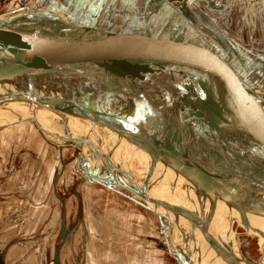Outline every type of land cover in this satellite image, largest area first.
<instances>
[{"label": "water", "instance_id": "obj_1", "mask_svg": "<svg viewBox=\"0 0 264 264\" xmlns=\"http://www.w3.org/2000/svg\"><path fill=\"white\" fill-rule=\"evenodd\" d=\"M200 1L212 8H221L225 3L219 0ZM188 2L189 0H150L144 18L148 19L158 13L164 4L171 3L199 30L214 38L211 30L191 16ZM46 14H23L0 19V90L5 91L0 93V107L21 106L31 102L35 104L34 107L37 105L64 114L62 122L56 120L50 130L46 129L56 144H60L62 138L57 128H65L70 116L89 122L91 133H94L93 126H98L97 131L102 132V141L97 140V144H92L89 159L94 163L98 158L105 160L107 168L104 169L109 175L97 163L92 167L90 161L83 158V168L87 170V173L84 172L85 176L90 182H100L127 192L130 198L149 210L155 211L152 208L154 205L171 210V213L181 214L176 200L180 199V204L186 203L193 213L191 215L186 212V215L197 220L201 219L199 217L208 218V215H212L209 213L211 208L217 205L213 210L218 218L217 222L210 224L207 221H197L196 230L193 226L190 229L186 227L190 232H195V246L182 240L183 253L178 245H174L177 254L174 257H180L183 264H191V259L194 261L193 251L201 249L207 251L201 254L200 264H215L214 253L228 260L225 250L229 253L234 250L233 244L228 243L232 237L237 243V253L239 242L234 224L245 230L250 240L260 242L258 257H250L253 260L247 257L244 259L241 254L244 260L242 264H264V200L255 198L256 195L264 198V114H261L264 113V105H257L261 97L252 89L250 92L246 91L256 99L253 104L246 100L244 94L238 98L237 88H230L227 84L228 89L223 87L220 90H223V98L217 100L232 102L235 106L232 110L235 112L252 103V111L259 112L257 116H253V123L258 121L256 126L242 124L241 127L221 135L209 137L196 133L197 127L194 126L190 128L184 124L188 131H183L180 104L175 97L176 86L171 84L166 72L168 66L160 58L150 59L140 54L135 56L129 50L118 49L94 39L93 30L70 27L60 15ZM172 36L175 37L173 34ZM64 67L98 69L103 74L100 79L103 77L110 81L120 91V95H128L129 103L125 104L124 110L117 104L119 109H113L115 104L111 107L102 97H98L95 90L100 87L93 74L90 78L86 76L89 82L83 81L76 85H63L70 83L68 79L57 81L51 78V73L61 72L59 70ZM61 76L64 77V74ZM60 86L89 91L71 97V101L70 96L63 98L64 96L57 95L63 89ZM10 87L19 88L10 92ZM50 87L58 90H48ZM229 89L234 94H230ZM206 90L200 94L208 95L211 90ZM15 99H19L20 103H12ZM192 99L194 98H190V104H194ZM74 103L75 111L80 114L69 110L68 105L72 107ZM225 103L219 105L221 111L215 109L216 114L214 110L211 114L201 113V103L198 104L197 113L192 112L194 119H199L205 126L211 125L212 121L222 123L228 118L230 122H244L242 118L246 117L240 118V114L235 119L226 112V117L222 118ZM138 113L143 116L135 117L134 114ZM146 117L149 121L150 118L154 119L153 122L150 121L152 124H157L158 119L160 124L157 125L161 127L154 128ZM33 120L36 121L35 118ZM81 121L76 122L74 130H70L76 138H81L79 131L85 125ZM39 127L45 130L42 126ZM213 127L217 128L216 125ZM76 144L80 145L81 142L78 140ZM219 204L223 206L220 207ZM193 208L195 209L192 211ZM64 215L61 241L55 247L53 264H63L60 260L62 248L76 230H67ZM178 218L173 216L170 224ZM226 221L230 222L226 228L230 235L224 229ZM212 236H215L214 240ZM4 257L5 252L0 251V264H5ZM228 264L238 263L231 258Z\"/></svg>", "mask_w": 264, "mask_h": 264}, {"label": "rangeland", "instance_id": "obj_2", "mask_svg": "<svg viewBox=\"0 0 264 264\" xmlns=\"http://www.w3.org/2000/svg\"><path fill=\"white\" fill-rule=\"evenodd\" d=\"M113 0H103L99 6H97L98 0H0V19L7 17V16H18V15H35L38 14H46L52 13V14H60L63 15L66 14L68 17L73 19L75 22L78 23L77 26L79 27H89V23L92 22L90 28L92 27H99L101 19H104L105 15H110L109 10L107 8L108 5L111 4ZM207 2L208 0H202ZM219 1H225L223 3L221 8H212L209 5H203L201 4L200 0H189L188 7L191 11V16L196 19V15L198 16L199 20L204 21V26L211 30L212 35L219 39V35L224 32L228 35V37L232 40L233 43H235V46L239 48V52L236 53L237 57L236 59L229 62H222L219 60H216L220 55L221 51L225 50L227 47L224 46L222 48H219L218 42L212 37L208 36L205 33H203L201 30L197 28L196 25H193L190 20L185 16V14L181 11L182 15L178 13L180 11L177 9L174 4L166 3L167 5L170 4V7H172V11L174 10L177 12V14L174 15L175 18L180 19V22L178 23L181 27L184 29V24L186 22L191 25H187L190 27L191 30H195L196 33H198V36L202 38L203 43L201 41L200 45L201 47L198 48L196 51L202 55L200 60L198 58H194L191 60L193 64H184L181 60L178 61V65L174 66H168L165 74L169 77L171 84H175L176 86V93L175 97L177 99V103L180 104V110L181 113V128H183V131L186 130V126H189L190 128L192 126L197 127L195 129L196 133H200L203 136H214V135H221L223 133H226L228 130L235 129L237 127H241L242 124L246 126L255 127L258 121H254L253 123V116H257L259 114L258 111H252V103L255 104L256 99L254 100V97L251 96L250 93H245L254 91L255 94L261 97V100L257 104L264 105V52L260 51L261 44L259 43L258 39L255 34V27L258 26V22L255 20V13L253 10L258 9L259 1L261 0H219ZM130 5H132V2L128 0ZM164 4V5H166ZM147 7V6H146ZM254 8V9H253ZM146 9V8H145ZM224 9L227 14L224 18L220 19L217 17L212 18V20H209L211 15L215 13L212 10H218L222 11ZM178 10V11H177ZM93 11V14H92ZM108 11V12H107ZM212 11V12H211ZM108 13V14H107ZM145 13V10H144ZM211 13V14H210ZM159 13L153 14L154 16H157ZM47 15V14H46ZM150 16L148 19V22L153 17ZM210 15V16H209ZM224 19V20H223ZM197 20V19H196ZM179 21V20H178ZM186 21V22H185ZM198 21V20H197ZM223 21V22H222ZM183 22V23H182ZM199 22V21H198ZM203 25V23H201ZM177 25V26H179ZM206 25H212L211 27H207ZM128 26L136 29L139 33L141 30H143V22L142 20L137 21L135 23H128ZM259 28V27H258ZM176 29V28H175ZM239 30L241 31L240 37L239 31H236V35L234 34L233 30ZM263 32L262 27L260 28ZM148 32H150L148 30ZM243 32H247V38L248 43L244 40ZM260 33L259 37H263L264 33ZM151 33V32H150ZM219 33V34H218ZM224 36V35H223ZM232 36V37H231ZM94 39L99 40L100 37H97L94 35ZM96 37V38H95ZM109 37V36H108ZM145 37V36H143ZM164 37V34L159 39L157 38L156 41L158 43V47L161 51H159L162 54H170V55H177L178 49L180 47L179 40L177 42H173L172 45H169V49L162 51V49L165 47L164 43L162 42V39ZM131 37H120V38H111V40H99L104 43H109L113 46H115L118 49H125L129 50L133 53V55H139V53H142L144 56H147L148 58H157V52H155V49H151L150 47L139 49L135 48L131 42ZM141 38V37H140ZM162 38V39H161ZM241 38V39H240ZM254 39V40H253ZM213 44L214 48H210L208 51H205L206 48L210 47V41ZM219 42L221 39H219ZM253 40V43L251 44V41ZM146 41V39H145ZM175 41V40H173ZM244 41L247 43L245 44ZM148 42V41H147ZM225 42V41H224ZM228 43V47H231V50L235 47L232 45V43L227 39L226 41ZM262 42V41H261ZM222 43H220V46ZM151 49V50H150ZM212 49V51H211ZM184 50V49H183ZM182 50V51H183ZM139 52V53H138ZM196 52V53H197ZM206 52V53H204ZM244 53V54H243ZM204 54V55H203ZM263 54V55H262ZM141 55V54H140ZM195 59H197L200 63L195 62ZM218 61V62H217ZM242 61V62H241ZM173 79V81H172ZM235 87L237 88V97L240 98L244 94L246 96L247 101H251V105L244 109H239L238 112H235L232 110L233 103L228 101V103H225L223 100H217L218 98H223L221 95L223 93V87ZM230 84V85H229ZM230 87V88H231ZM207 89V90H206ZM211 90L208 92V90ZM249 89V90H248ZM194 90V91H193ZM208 92V95L200 94V92ZM230 90V94H234V92ZM197 95H200L199 97ZM194 98V104H190V98ZM206 100V101H205ZM19 99H15L12 101V103L17 104ZM199 108H202L200 111L201 113H207L216 114L215 109L217 111H221V108L219 105H222L225 103L224 109L225 111L221 113L222 118L224 116L226 117V112H228L231 117L238 119L237 115L240 114V118H242L244 122H239L238 120L230 122V118L226 119L224 122H216L212 121L211 125H204L199 121V119H194L192 112L197 113L198 104H200ZM30 104V105H29ZM26 105H12L7 107H0V131H4L3 129L11 126L8 125L10 121L16 120V117L12 115L15 113V110H18L20 118H23L27 121H29V124L26 125L25 128L21 129H15L14 128H8L7 131L8 134L11 132L12 134L16 136H23L31 134V129L34 130V133H36L35 139H37V142L34 143L35 147L34 150L39 153L40 155L42 153H47L50 155L49 158V170L47 173V181L44 187L49 191L50 194V202L53 203V205L56 206L55 213H56V235L55 238L53 237L52 242L54 240L55 243H45L42 246V251H40L39 255L44 256L45 252L48 253V263L47 264H53V258L55 255V247L60 243L61 236H62V223L63 219L62 217V211L64 210V205L61 200L57 197V194H59L61 197L64 190L61 186L54 187V194L55 197H52L53 193L50 191V185L53 182V179L50 175L53 176L56 181H58L59 178L64 176L65 178H68L66 181H68L70 184L73 183V186H71L70 189V197L68 199V196L64 199H67L65 201L66 205V214L64 215L65 219V225L67 230H73L76 228L74 234H72L66 245L62 248L60 260L61 263L67 264H83L82 261L84 260V255L87 253L88 258L87 261L90 262L94 259H102L107 261H112L113 263L116 262L114 260H119L121 258L120 254H118L119 248L118 246L127 247L125 250L128 252L127 257H125V263L123 264H137L136 261L132 260V246H130V231L131 229H128L127 225L131 222L129 218L130 215H133V213L137 214V221L141 223H144V226H146V223L141 220L142 216L147 217V219L151 218L152 226L154 225V230L151 232V234L154 235L152 238L154 240V249L156 248V251H158V245H161L164 247V249L172 256L174 259L177 256L176 250L174 249V245H178L181 251L183 253V245H182V239L180 238L181 233L186 234L184 231V228H180L179 234H176V238L174 235L173 230H171V225L169 222V216L167 215V212L164 208L159 207L161 210H158L157 208L153 207V210H149L144 205L139 204V202L134 201L132 198H130L128 193L115 188L113 186L108 187V185H104L100 182H90V180L87 179L84 172L87 173V170L83 168V158L88 159L90 162L89 164L92 167L96 166V163L98 166H100L101 169L104 170L106 174H108L107 170L104 168H107V162L103 160L102 158L96 159V163H94L89 158L91 157V151L93 148L92 144H97L98 141H102V132L97 131L99 130L98 126L94 128V133L90 132V124L89 122L82 121L85 128H81L79 131L81 134L79 137H62L63 144L61 147H59L58 144L54 143L50 138V132H48L46 129L50 130L53 126V123H56V120L59 122H62L63 118L60 119L58 117L57 119L49 120L48 118H42V116L35 117V111L33 110V105L31 102ZM40 106H38L39 108ZM42 108V107H40ZM39 108V109H40ZM197 108V109H196ZM44 108H42L43 110ZM206 109V110H205ZM46 110V109H45ZM203 110V111H202ZM49 111V110H46ZM186 113H185V112ZM199 111V112H200ZM261 111V110H260ZM50 114V115H49ZM48 115L54 116L55 112L52 111V113H49ZM261 114H264L261 112ZM47 116V115H44ZM40 117V118H39ZM55 117V116H54ZM33 118L36 119V121L33 120ZM239 118V120H240ZM252 119V121H248ZM264 120V119H263ZM16 122V121H15ZM193 123V124H192ZM37 124H39L37 126ZM185 124V125H184ZM192 124V125H191ZM240 124V125H238ZM13 125V124H12ZM213 125H216L217 128L213 127ZM6 126V127H5ZM39 126H42L44 131L40 129ZM89 126V127H88ZM2 129V130H1ZM87 130V131H84ZM20 132V133H19ZM90 132V133H89ZM7 133V132H6ZM25 133V134H23ZM23 134V135H21ZM82 135V136H81ZM39 139V141H38ZM43 139V141H42ZM80 141L81 144L77 145V141ZM98 140V141H97ZM85 145L89 146L87 149H84L86 147ZM60 149H65V152H60ZM87 150L86 154L85 151ZM61 158V159H60ZM51 165V167H50ZM64 170V171H63ZM109 175V174H108ZM111 175V174H110ZM47 185V186H46ZM76 185V186H75ZM103 188V189H102ZM74 189V190H73ZM112 189L115 190L117 195L114 193H110L107 191ZM84 191L85 198L83 197L84 202H82V199L80 198V195L77 193V191ZM110 193V194H109ZM104 195V196H103ZM92 197V198H91ZM107 197V201L104 200ZM91 200H90V199ZM97 198H100L101 200L97 201ZM180 198H182L180 196ZM96 200V201H95ZM104 204V205H103ZM165 213L160 214L159 212ZM93 213L96 214L98 219L96 218V222L99 220L100 225L99 230L96 229L95 226H98L94 224L93 220ZM108 215V219H103L104 215ZM162 215V216H161ZM164 216V217H163ZM95 217V216H94ZM133 219V218H132ZM154 220V222H153ZM157 221V222H156ZM134 222V219L132 220ZM158 223V225H156ZM60 224V225H59ZM59 225V226H58ZM168 225V226H167ZM236 225V224H234ZM143 226V225H142ZM148 226V224H147ZM186 229V228H185ZM136 230V229H133ZM237 232V229H235ZM241 232H245L242 228L240 229ZM135 232V231H134ZM188 232V231H187ZM105 235V236H104ZM238 235L241 237V234L238 233ZM188 240L191 242L189 245L195 246V239H190L189 234L187 233ZM177 238H179V242L177 241ZM242 241L245 243L244 246H241L240 249L242 251V255L245 259L247 257L248 259H251L250 257H258V249L260 242H256V239H251L250 237L247 238L246 235L242 236ZM241 240H238V242L242 243ZM240 243V244H241ZM103 245L104 249L101 250L99 255H97V251L93 250L94 246L96 245ZM117 246V247H116ZM87 249V251H86ZM102 253V254H101ZM103 253L105 255H103ZM121 253V252H120ZM148 253V252H147ZM155 253V252H154ZM153 252H150V258L156 260V254ZM111 254V255H110ZM118 254V255H117ZM175 255V257H174ZM249 255V257H248ZM143 256V257H142ZM141 257L137 258V261H140L139 264H144L143 259L145 258V253ZM38 260V259H37ZM150 260V262H151ZM182 259L178 257L176 259V264H182ZM253 260V259H251ZM52 261V262H51ZM161 261V260H160ZM37 262V261H36ZM149 262V263H150ZM159 261L156 260L154 264H159ZM40 263V262H38ZM63 263V264H64ZM117 263V262H116ZM114 263V264H116ZM194 262L191 260V264ZM43 264H46L44 261ZM87 264H89L87 262ZM122 264V263H121ZM153 264V263H152Z\"/></svg>", "mask_w": 264, "mask_h": 264}, {"label": "crops", "instance_id": "obj_3", "mask_svg": "<svg viewBox=\"0 0 264 264\" xmlns=\"http://www.w3.org/2000/svg\"><path fill=\"white\" fill-rule=\"evenodd\" d=\"M129 1L132 2V5H130L128 0H113L111 4L108 5L109 8H107L109 10L110 15H105L104 19H101L100 22V25L102 24L101 26H99L98 28L97 27L90 28L92 24L91 22L89 23L90 25L89 27H81V28L93 30L92 31L93 36L95 35L97 37L98 35V37H100L101 40L103 39L111 40V38H117V37L120 38L123 36L131 37L130 42L135 48L144 49L150 47L151 49H155L154 51L158 53L157 57L160 58L162 62H164L165 66L178 65L177 62L180 61V59L184 60L183 61L184 64L188 63L190 65L193 64L191 60L194 59L195 57L200 60L202 55L198 53L196 50L201 47L200 45L201 41L203 43L202 38L198 36V33H196L195 30L193 31L190 29L189 26L191 25H189L186 21H185L186 24L189 26L184 24L185 27L183 29V27H181L178 24L180 22V19L175 18L174 20V15L177 14V12L175 10L174 12L172 11V7H170V4L168 5L166 4L162 6L161 9L158 11L159 14L157 16L153 15V17L148 22V19L150 17L148 19L147 17H145L146 19L144 18V14H145L144 10L146 6L149 4L150 0H129ZM101 2H103V0H98L97 6H99ZM212 11H214L215 13L211 15L209 20H212V18L214 17L222 19L227 14V12L224 9H222V11L221 10L220 11L212 10ZM253 12L255 13V20L259 23L258 26L255 27V34L258 35L256 37L259 38L258 41L261 44L260 51L264 52V36L259 37L260 36L259 34L262 32V30L260 29L261 27L263 29L262 33H264V0L259 1L258 9H256L255 6ZM178 13H180V15L183 16L181 11H178ZM57 15L60 14L57 13ZM60 16L61 18L65 19L66 23H68L67 25H69L70 27L77 26L78 23L77 24L74 23L75 21L70 17H68V15L63 13V15ZM196 19L199 21V23H203V25H205L204 21L199 20L197 15H196ZM140 20H142L143 22V26H142L143 30H141L140 33L138 32L139 30L137 31L136 29L128 26L129 22L135 23ZM206 26L211 27L212 25L211 26L206 25ZM148 30L151 33L148 32ZM233 31L234 34L236 35V31L239 30L234 29ZM239 32L240 33L238 36L240 37L241 31ZM221 33L222 34L219 35L220 36L219 39H221V41L224 40L225 42L224 41L221 42L222 43L221 46L218 43L219 48H222L224 46H226L227 48L224 51L223 50L221 51L220 54L222 55H220L216 60L222 61L223 63L224 62L230 63L232 60L237 58L235 57L236 54L234 52L238 53L240 50L237 46H235V43L232 42V40L228 37L227 34H225L222 31ZM163 34L164 37L163 39L162 38L161 39L165 47L162 49V51L169 49V45L170 44L172 45L173 42H177V40H179V43L181 42L180 47L178 49V53H176L177 55H170V54L164 55L159 52L161 50L158 47L159 45L156 39L162 37ZM172 34L175 36L174 38ZM243 35L245 38L244 40L248 43L247 32H243ZM227 39L236 48L235 51L234 49L231 50V47L230 48L228 47V43L226 42ZM253 40L251 41V44L253 43ZM245 41L244 43L247 44ZM210 43H211L210 47L206 48L205 51H208L210 48H214L211 41ZM139 54L144 56L142 53ZM195 62L200 63L197 59H195ZM14 112L15 113H13L12 115L16 117L15 120L16 122L14 120L8 122L10 123L8 125L11 126L3 129L4 131H0V251L5 252V257H4L5 264H43L44 261L47 264L48 253L45 252L44 256L39 255V253L40 251H42L41 248L45 243L50 244L53 240V237L55 238L56 235L55 230L57 225L56 213H55L56 206L53 205V203L50 202L49 200L50 199L49 191L47 189H45V191L43 190L48 178L47 173L48 171L51 170V169L49 170L48 168L50 164L48 162L50 155L47 154L46 152L40 155L34 150L35 147L34 143L37 142V139H35L36 133H34L33 129L30 130L31 134L24 135L25 137L16 136L11 132L8 134L9 131H7V129L10 127L11 128L15 127V129L18 128L22 130V128H25L26 125L29 124V121L20 118L19 116L20 113L18 112V110H15ZM74 112L77 111L74 110ZM48 113H52V111L50 110L48 111ZM47 116L50 117L49 115ZM50 118L53 119V122L55 121L54 116H51ZM54 124L55 123H53V125ZM38 125L39 124H37V126ZM74 126H76V124H73L71 127L66 129L64 127L62 128L60 127L58 129L59 130L58 132L59 133L61 132L60 134L62 135V137L66 138V135L70 134V130H74ZM66 131H68L69 134ZM71 137L73 138L75 137V135L71 134ZM50 176L53 179V182L50 185V191L53 193L52 197H55L53 191L54 187L57 188L61 186L64 190L62 193H60L62 197L59 194H57V197L59 198V200H62L64 197L68 196L69 199V197L71 196L70 189L71 186H73V183L70 184L68 181H66L68 178H65L64 176L59 178L58 181H56L55 183L56 178H53L52 175ZM107 191L117 195L115 190L107 189ZM77 193L80 195L82 202H84L83 200V197L85 198L84 191L80 190L77 191ZM63 200L67 201V199H63ZM99 200L101 199L97 198V201ZM104 200L107 201V197ZM63 214L65 213L62 212V217ZM92 216L94 218L93 220L94 224L96 223H97L96 225H98V223L100 224L99 220L97 222L95 221L98 216L94 213ZM136 216L137 214L135 213H133V215H130L131 218L129 219L131 222L127 225V227L129 226L128 229H131L130 231H128L130 232V237H132L130 238V246L134 247L132 248V251L129 250L130 252H132V255H130L132 256V260L136 261V263L139 264L140 261H137L136 259L141 257L145 253V258L143 259L144 264H152V263L154 264L156 260L159 261L158 262L159 264H176V259L170 256V254L164 249L163 246L158 245L157 246L158 251H156V248L154 249V247L152 246L154 245L155 242L152 239L154 235L151 234V232H153L152 230H154V225L152 226L151 218L147 219V217L142 216L141 220L146 223V226H144V223L142 222L143 225L142 226L141 223L137 221L136 218L138 216L137 217ZM108 218H110L109 214L108 215L105 214L103 217V219H108ZM132 218L134 219V222H132L133 220ZM156 225H158V223ZM233 228L234 230L237 229V233L241 234V237L238 235L237 239L242 241L241 238L243 235H246V233L240 231L241 227L238 224L234 225ZM246 236L248 238V235ZM56 238L55 240H57ZM55 240L52 243H55L56 242ZM242 243L244 246L245 243L243 241ZM93 248H94L93 250L97 251V255H99L101 250L104 249L103 245L100 244L94 246ZM118 248L120 250L118 251V254H120L121 258L118 261L114 260L117 262L114 263L123 264L125 263L124 261L125 257H127L126 254H128V252H126L125 250L127 247L118 246ZM150 252L153 253L155 252L154 254H156V260L150 259L151 262L149 260ZM103 255L105 254L103 253ZM87 258L88 255L86 253L84 255V260L82 261L83 264H87V262L90 264V262L87 261ZM114 263L112 261L102 260L100 258L91 261V264H114Z\"/></svg>", "mask_w": 264, "mask_h": 264}, {"label": "bare ground", "instance_id": "obj_4", "mask_svg": "<svg viewBox=\"0 0 264 264\" xmlns=\"http://www.w3.org/2000/svg\"><path fill=\"white\" fill-rule=\"evenodd\" d=\"M59 71H61V72H53V73H51V78L52 79H54V80H57V81H64L65 79H68L69 81H70V83H63V85H65V84H68V85H76V83H80V82H83V81H87V82H89L90 80L87 78V77H91V75L93 74L94 76H95V78L97 79V81H98V83H99V85H98V87H100V88H97L95 91L97 92V94L96 95H98V97H102V99H103V101H105V102H107V104L108 105H110L111 107H113V104H115V107L113 108V109H119V107L118 106H116V104L117 105H119L120 107H121V109L123 108V107H125V104L126 103H129V99H130V97L128 96V95H120L121 93H120V91H118L117 89H115V86H113V84L110 82V81H107V79H104L103 77H101V79H100V76H103V74H102V72H100L98 69H96V68H93V69H88V68H76V67H64L63 69H60ZM62 74H64V77L63 76H61ZM87 76V77H86ZM19 87H10L8 90L10 91V92H13V91H15V89H18ZM60 88H63V89H61V91H59L58 93H57V95H59V96H64L63 98H66L67 96L70 98V100L72 101V98L71 97H74V96H79V95H83V91L84 92H86V91H89L88 89H85V90H79V91H77L76 90V88H66V87H64V86H60ZM93 89L94 88H92L91 89V91L93 92ZM48 90H58V88H55V87H50V88H48ZM1 91V90H0ZM3 92H5L4 90H2L0 93H3ZM19 102V101H18ZM118 102V103H117ZM71 103V102H70ZM35 106V104L33 105V110L35 111V117L37 116V114L39 115V116H42V118H48L49 120H51V118L50 117H48V116H44V115H48L49 113H48V111H46L45 109H43L42 110V108H38V106L36 105V107H34ZM68 108H69V110L70 111H72L73 113H77V114H80V112L78 111V112H74V110H76V104L74 103V105L72 106V107H69V105H68ZM122 110H124V108L122 109ZM62 114V113H61ZM59 114V113H55L54 114V116L55 117H60V119L61 118H64V114ZM50 115V114H49ZM64 115V116H63ZM134 116L135 117H137V116H139V117H142L143 115L141 114V113H138V114H134ZM40 118V117H39ZM147 118V117H146ZM155 118V117H154ZM78 119V120H77ZM81 118H78V117H74V116H70V118L68 119V122L66 123L67 125L65 126V129L66 128H69V127H71L73 124H76V122L78 123V121H81L80 120ZM156 119V118H155ZM147 120V122H149V124L150 125H153V127L154 128H157V129H159L161 126L160 125H157V124H160V122H159V120L158 119H156V123L157 124H152L150 121H152L153 122V118H150V121L148 120V118L146 119ZM82 122V121H81ZM90 124V123H89ZM75 127V126H74ZM81 127H82V125H81ZM89 127V126H88ZM85 128V127H84ZM95 128V127H94ZM57 130H58V128H57ZM81 130V129H80ZM84 131H87V130H85L84 129ZM67 137H70L71 136V133L69 134V135H66ZM62 144H63V141H61L60 142V144H58L59 145V147H61L62 146ZM86 147H84V149H87V147H89V146H87V145H85ZM61 150V149H60ZM63 150V152H65V149H62ZM62 150L60 151V152H62ZM85 151V154H86V152H87V150H84ZM62 152V153H63ZM255 196V195H254ZM255 198L258 200V198L261 200H264V198H262V197H259V195L257 196H255ZM177 201H178V204H179V207L181 208V214L180 213H175V212H173L172 211V213L171 212H169V211H171V210H167V209H165V211L167 212V215L169 216V222H170V220H171V218L174 216H177V217H179L178 219H176V221L174 220H172L171 221V230H173V232H174V235L176 236V234H179V232L181 231L180 230V228H184V231L186 232V234H183L182 235V233H181V236H180V238L182 239V240H184L185 242H187V244H189V243H191L189 240H188V238L186 237L187 236V233L189 234V237H190V239H192L193 240V238L195 237V232H190L189 230H187V229H185L186 227H188L189 229L193 226L194 227V229L196 230V229H198V226H197V221H207V222H209L210 224H213V222H217L218 221V218L217 217H215V213H214V211H215V209H216V207H218L217 205H214V207H212L211 208V210H210V214H212V215H208L207 217L208 218H203V217H199V218H201V219H197V220H195V219H191V218H189L187 215H186V212H190L189 211V206H186L185 204H180V202H181V200L180 199H176ZM152 205V204H151ZM185 205V206H184ZM220 205V207H221V205L222 204H219ZM176 206V205H175ZM223 206V205H222ZM153 207H155V208H157L158 210H161L160 208H159V206H154L153 205ZM178 207V206H177ZM195 208H193L192 209V211L194 210ZM214 210V211H213ZM196 211H198L197 209H196ZM184 213V215H182ZM191 213V215L193 214L192 212H190ZM213 213H214V215H213ZM195 215V214H194ZM197 217H198V215H196ZM185 217V218H184ZM201 223V222H200ZM218 223H221V222H218ZM230 223V222H229ZM227 221H226V223L224 224V229H226V228H228V224H229ZM198 225H200V224H198ZM96 227V229L97 230H99V228H100V225H98V226H95ZM192 227V228H193ZM217 227V226H216ZM188 231V232H187ZM210 232H211V230H209ZM226 231H227V233H228V230L226 229ZM197 233V232H196ZM211 234H213V233H211ZM229 235L231 234V233H228ZM227 234V235H228ZM213 237V240L215 239V236H212ZM221 239L219 238L218 239V241H219V243L221 242L220 241ZM225 240V239H224ZM177 241L179 242V240H178V238H177ZM223 243V242H222ZM229 244L230 243H232L233 244V246H234V250L233 251H230V253L229 252H227L228 250L226 249H224L225 251H226V253H227V255H228V260L226 259H224V258H222V257H220V256H218V254L217 253H214L213 254V257L215 258V264H217V262L220 264L221 263V260H222V263L221 264H228L229 263V260L232 258L234 261H236L238 264H240V262H241V264H242V262L244 261L243 260V258L241 257V250L239 251V249H240V247L241 246H243V243H239V248H237V250H238V252L236 253V250H235V245H237V243H236V241H234V238L232 237V240H230L229 242H228ZM222 245H224V243L222 244ZM201 249V248H200ZM204 251H207L206 249H201V250H199V251H196V250H194L193 251V253H192V257H193V259H194V263L193 264H200L199 262H201V254L203 255V253H204ZM208 253V252H207ZM209 254V253H208ZM197 257H199V259H195V258H197ZM182 261V260H181ZM182 264H183V261H182ZM203 264H205V262H203Z\"/></svg>", "mask_w": 264, "mask_h": 264}, {"label": "flooded vegetation", "instance_id": "obj_5", "mask_svg": "<svg viewBox=\"0 0 264 264\" xmlns=\"http://www.w3.org/2000/svg\"><path fill=\"white\" fill-rule=\"evenodd\" d=\"M214 39H216V38L214 37ZM216 41H217L219 44L221 43V42H219V41H220L219 39H216ZM64 198H65V197H64ZM64 198H63V199H64ZM63 199L61 200L62 203H63V205H64V208H63L64 210H63L62 212H64V213L66 214V208H65V207H66V205H65L66 202H65V200H63Z\"/></svg>", "mask_w": 264, "mask_h": 264}]
</instances>
